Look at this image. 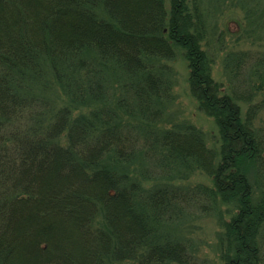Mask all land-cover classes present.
<instances>
[{
	"label": "trees",
	"instance_id": "16d2710c",
	"mask_svg": "<svg viewBox=\"0 0 264 264\" xmlns=\"http://www.w3.org/2000/svg\"><path fill=\"white\" fill-rule=\"evenodd\" d=\"M166 2L0 0V264H194L166 225L191 206L217 211L224 264H264L256 105L213 76L205 1ZM179 53L219 149L160 125ZM179 165L212 184L162 179Z\"/></svg>",
	"mask_w": 264,
	"mask_h": 264
},
{
	"label": "rangeland",
	"instance_id": "374dc122",
	"mask_svg": "<svg viewBox=\"0 0 264 264\" xmlns=\"http://www.w3.org/2000/svg\"><path fill=\"white\" fill-rule=\"evenodd\" d=\"M204 1V7L211 11L209 34L204 45L213 59V76L221 83L224 92L231 94L234 89L239 92L241 99L238 103L244 114L256 105L255 126L264 130V0ZM166 3L170 4L168 0ZM171 63L175 68L174 97L165 104V119L160 125L181 127L187 123L195 124L206 133L207 145L219 149L220 135L215 119L200 110L196 98L190 93L184 55L179 53ZM177 168L162 179L192 186L212 184V177L203 170L184 165ZM226 206L236 209L234 203ZM216 213L213 210L208 214L191 206L181 217L166 224L167 230L184 239L195 253L194 264H224L220 248L223 229ZM229 216L230 213L225 217Z\"/></svg>",
	"mask_w": 264,
	"mask_h": 264
}]
</instances>
